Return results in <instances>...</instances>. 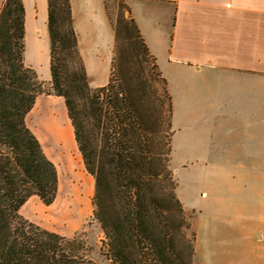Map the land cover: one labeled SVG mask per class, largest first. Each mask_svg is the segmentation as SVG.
Instances as JSON below:
<instances>
[{
  "label": "trees",
  "instance_id": "obj_1",
  "mask_svg": "<svg viewBox=\"0 0 264 264\" xmlns=\"http://www.w3.org/2000/svg\"><path fill=\"white\" fill-rule=\"evenodd\" d=\"M128 7V6H127ZM131 16L123 52L116 45L109 83L90 86L79 50L70 0H48L50 90L25 63L26 7L0 8V264H97L84 242L23 217L37 196L54 203L57 166L45 154L26 117L42 93L65 99L75 141L95 180L93 217L113 264H194L178 182L171 168L173 98L167 79ZM116 41L120 31L115 29ZM118 48V49H117ZM117 51V53H116Z\"/></svg>",
  "mask_w": 264,
  "mask_h": 264
},
{
  "label": "crops",
  "instance_id": "obj_2",
  "mask_svg": "<svg viewBox=\"0 0 264 264\" xmlns=\"http://www.w3.org/2000/svg\"><path fill=\"white\" fill-rule=\"evenodd\" d=\"M70 1L89 84L103 87L110 80L115 49L107 0ZM23 2L26 50L29 40L38 51L47 41L50 63L48 0ZM128 6L168 89L172 78L180 86L195 79L232 80L228 108L236 122L242 121L244 147L229 152L236 156L228 158L220 148L204 163L217 171L214 179L228 187L227 194L243 198L239 206L223 198L217 202L210 225L197 233V263L264 264V0H128ZM34 57L38 61V53ZM26 65L38 74L33 62ZM47 108L55 118L62 117L74 135L65 99L39 95L26 123L45 153L56 146L42 130ZM225 169L240 170L242 179L232 175L233 181H227L222 177Z\"/></svg>",
  "mask_w": 264,
  "mask_h": 264
},
{
  "label": "rangeland",
  "instance_id": "obj_3",
  "mask_svg": "<svg viewBox=\"0 0 264 264\" xmlns=\"http://www.w3.org/2000/svg\"><path fill=\"white\" fill-rule=\"evenodd\" d=\"M127 6L128 0H107L109 22L114 31L117 27L120 31V41L117 42L115 36V49L117 45L121 53L127 32L119 25V20L121 17L125 20L131 18L128 12L129 6ZM47 44V41H43L42 48L38 51V47L35 48L29 40L28 50L25 52V62H33L37 66L38 76L44 82L45 91H49L51 85ZM34 53H38V61ZM212 81L209 79L188 80L180 86L172 78L169 85L174 109L171 168L178 182V196L184 204L187 220L191 223L189 232L195 233L196 238L198 232L202 233L210 225L212 219L210 215L217 212L216 204L220 199L223 198L225 203L232 202V205L239 206L243 198L242 195L232 198L227 194L228 187L219 186L214 179L217 171L206 167L204 163L206 159L211 162L212 156H217L220 148L227 158L235 157L236 154L229 152L241 150L245 144V137L239 133L242 129V121L236 122L228 108V96H232L229 91L233 90L229 83L232 80L216 78ZM41 95L49 96L45 93ZM42 125V130L48 134L44 122ZM71 140H73L72 133ZM64 151V154L74 151L73 155L78 158L77 167L70 168L59 162L60 157L55 151L45 153L58 169L57 198L60 199V204H65L69 199L78 196L81 198L82 194L83 212L77 213L75 210H70L62 216L57 213L59 204L56 206V200L52 205L46 206L37 196H33L24 204L20 213L29 221L46 229L69 238L82 240L86 246V254L97 264H113L102 247L104 232L100 223L93 217L92 198L95 192V180L86 170L76 141L75 144L73 141V144ZM232 175H235V179H242L241 171L233 169H225L222 177L227 181L230 177L233 181ZM199 251L201 256L204 251L201 246ZM194 264H198L196 258Z\"/></svg>",
  "mask_w": 264,
  "mask_h": 264
},
{
  "label": "bare ground",
  "instance_id": "obj_4",
  "mask_svg": "<svg viewBox=\"0 0 264 264\" xmlns=\"http://www.w3.org/2000/svg\"><path fill=\"white\" fill-rule=\"evenodd\" d=\"M42 120L46 129H48V132L50 133L51 139L56 144L54 149L60 157L59 162H62L65 166L70 168L77 167L76 163H78V158L77 156L75 157V155H73L74 151L64 154V150L73 144V141L75 144L73 132L67 122H65L62 117L55 118L52 114V111L48 108L43 112ZM71 133L73 140H71ZM82 199L83 198L81 194V198L78 196L77 198L69 199V201H67L65 204H60V199L57 198L55 201L56 206L59 204V207L57 206V213L64 216L66 213L70 212V210H75L77 213L83 212L84 206L81 205Z\"/></svg>",
  "mask_w": 264,
  "mask_h": 264
}]
</instances>
